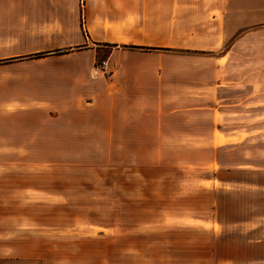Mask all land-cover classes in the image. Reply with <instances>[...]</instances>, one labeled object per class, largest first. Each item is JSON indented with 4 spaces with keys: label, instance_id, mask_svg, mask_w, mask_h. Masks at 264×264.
I'll return each instance as SVG.
<instances>
[{
    "label": "rangeland",
    "instance_id": "374dc122",
    "mask_svg": "<svg viewBox=\"0 0 264 264\" xmlns=\"http://www.w3.org/2000/svg\"><path fill=\"white\" fill-rule=\"evenodd\" d=\"M224 7L209 17L185 11L172 18L169 9L168 25L153 16L145 32L131 28L124 32L126 43L98 48L95 72L107 78L119 72L116 55L134 62L135 73L147 61L154 76L166 69L169 78L200 74L215 85L217 110L208 111L212 101L191 100L183 113L162 124L168 133L163 140L201 143L148 144L137 137L128 145L115 144L106 134L73 135L70 207L66 203L71 234L54 232L41 240L47 250L41 264H264V172L240 167L247 154L264 165V135L255 134L242 146L210 142L213 119L215 141L240 126L239 98H222L236 94L241 79L251 86L264 78V0H225ZM209 21L220 32L189 31ZM134 43L181 46L145 50ZM105 60L117 63L112 72L101 67ZM176 83L182 82H169ZM173 99L161 102L171 108ZM247 113L251 132L256 113ZM208 177L217 181L207 184Z\"/></svg>",
    "mask_w": 264,
    "mask_h": 264
},
{
    "label": "crops",
    "instance_id": "0c3cea01",
    "mask_svg": "<svg viewBox=\"0 0 264 264\" xmlns=\"http://www.w3.org/2000/svg\"><path fill=\"white\" fill-rule=\"evenodd\" d=\"M224 2L0 0V264H41L47 253L41 240L51 239L54 232L71 234L66 203L70 207L73 135L95 132L97 137L106 134L113 143L128 145L137 143V137L147 138L148 144L201 143L163 140L168 133L162 124L174 117L169 115L183 113L186 102L201 103L200 98L212 101L208 111L215 113L213 83L187 72L169 78L167 69L154 76L147 72V61L143 73H135L134 62L118 55L119 72L107 78L95 72V61L98 48L126 43L124 32L145 29L153 16L159 15L164 25L169 23V9L175 13L172 18L185 11L209 17L217 8L223 12ZM212 18L216 19L214 14ZM215 28L209 21L189 31L220 32ZM170 31L182 33L178 28ZM138 45L131 46L165 51H180L176 48L181 46ZM37 54L43 55L34 57ZM257 80L248 86L241 79L237 93L222 98L224 102L239 98L240 126L215 141L213 119V145L242 146L253 135H264V78ZM174 81L182 83L169 84ZM167 97L175 98L171 108L161 102ZM247 112L256 113L252 126L256 129L251 132L248 117L244 119ZM240 167L264 172V165L248 154ZM203 181L208 184L217 178Z\"/></svg>",
    "mask_w": 264,
    "mask_h": 264
},
{
    "label": "built area",
    "instance_id": "2783aa9c",
    "mask_svg": "<svg viewBox=\"0 0 264 264\" xmlns=\"http://www.w3.org/2000/svg\"><path fill=\"white\" fill-rule=\"evenodd\" d=\"M117 63L110 62V60H105L102 62L101 67L103 68L104 72H112L115 69Z\"/></svg>",
    "mask_w": 264,
    "mask_h": 264
},
{
    "label": "trees",
    "instance_id": "16d2710c",
    "mask_svg": "<svg viewBox=\"0 0 264 264\" xmlns=\"http://www.w3.org/2000/svg\"><path fill=\"white\" fill-rule=\"evenodd\" d=\"M43 54H37L34 57H41Z\"/></svg>",
    "mask_w": 264,
    "mask_h": 264
}]
</instances>
